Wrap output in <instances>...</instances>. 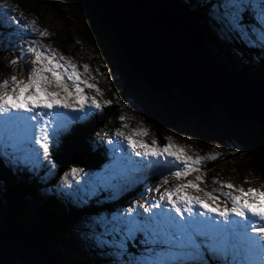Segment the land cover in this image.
Returning <instances> with one entry per match:
<instances>
[{
    "label": "snow or ice",
    "instance_id": "1",
    "mask_svg": "<svg viewBox=\"0 0 264 264\" xmlns=\"http://www.w3.org/2000/svg\"><path fill=\"white\" fill-rule=\"evenodd\" d=\"M7 7L0 17V30L7 33L23 28L11 15L16 9ZM210 7L213 23L223 33L264 48V0H214ZM27 28L40 37L48 35L34 21H28ZM18 39L27 41V47L19 48L20 55L11 64L30 55L31 67L26 79L12 75L0 81V148L5 160L18 170L46 166L52 171L51 142L69 134L73 122L86 119L88 109H100L97 97L102 93L90 76H82L77 65L64 56L38 47L39 41L29 40L23 32ZM83 71L89 72L87 65ZM116 135L126 140L138 158L119 159L122 174L164 169L167 174L160 171L157 184L146 188L153 199L150 206L140 205L143 214L130 206L111 215L97 214L88 222L87 238L111 254V264H249L253 256L264 264V192L215 178L211 184L219 187L207 190L200 186L206 184L200 173L206 160L217 159L215 154L189 155L186 146L171 142L170 137L163 145L157 139L149 142L143 139L149 135L146 128L132 129L128 135L117 131ZM77 173L85 175L83 181ZM194 173V179H187ZM61 179L68 190L79 191L81 184L86 190L90 186L85 197L89 202L105 192L111 195L104 198L111 199L124 191V185L113 182L115 176L96 181L84 168H72ZM137 243L142 246L138 255L130 251Z\"/></svg>",
    "mask_w": 264,
    "mask_h": 264
},
{
    "label": "trees",
    "instance_id": "2",
    "mask_svg": "<svg viewBox=\"0 0 264 264\" xmlns=\"http://www.w3.org/2000/svg\"><path fill=\"white\" fill-rule=\"evenodd\" d=\"M13 1L16 2L22 10L29 13H38L40 16H43L46 12L44 8L49 5L52 6L53 4L51 0ZM154 1L158 2L160 6H167L166 2H169V0ZM196 3H199L201 6L197 11H195ZM173 4H176V1L172 2L171 6L168 8L176 13H184V16L191 22L190 24H192L194 21H199L200 18L204 19L203 12L211 8L212 0H188L187 4L182 6L183 11H180L177 6L174 8ZM61 7H65L77 15L80 13L82 16H85L86 14V11L83 10L75 0H62V5H58L55 15L63 25L68 23L67 18L70 16V13L69 11H61ZM2 15L3 12L0 10V17H2ZM86 18H88V15L85 19ZM70 27L69 25L68 29ZM99 29L97 27H90L85 38L91 45L96 46L106 62H108L106 58L113 55L111 60L115 64L112 68L119 71L121 76L120 80L123 82L125 89L132 92L134 91L139 95V103L145 110L151 128L155 130L156 127H158L159 119L167 121L169 127L180 121L182 118V111L190 106V102L184 96H179V98H177L173 93L169 96L152 93L150 89L141 83L136 72L130 71L134 78L123 73L117 61L113 60L114 53L110 48L112 45L106 42L104 36L105 32ZM201 29L204 34L208 31L204 28ZM22 32L18 28H16L15 31L7 33L4 30H0V37H2L1 40L3 41L2 47H4L5 44L11 43L17 36H20ZM23 35L26 34L23 33ZM62 36L66 37L63 34ZM66 38H68L67 40L70 42H74V40L70 38V35H67ZM228 38H232L233 43L227 45V50L224 49V51L228 54L229 50H232L238 55L235 62L230 59L233 66V69H231L233 73L237 75L238 78L259 77L261 74H264V48H261L259 45H246L233 36H229ZM55 40L59 41L61 38L58 37L57 39L55 38ZM61 43L71 44L63 40ZM1 56L2 54L0 53V59ZM256 62L261 64L260 69L253 66ZM1 69L2 66L0 62V74L2 73ZM256 69H259V71H255ZM104 91V94L98 98L101 102V108H103L104 111L96 109L97 112L75 124L71 132L64 135V139L61 140L59 147L55 146L50 148V156L55 164V171L52 175L42 178V182H40L39 177L36 176L39 174L38 172L41 166H37L34 171H28L24 168L18 170L5 160L2 148H0V229H10L20 225H25L28 228H34L39 225L45 226L49 233L47 247L50 253L57 256L63 264H68L64 260L68 255L65 249L71 246L74 247L71 245V241L73 242V238H75V234L78 231L87 233L88 222L94 219L97 214H111L116 210V207L123 205L126 207L132 206L133 200L141 194L144 188V185L126 188L119 200L114 199V197L105 199L104 196L111 195L110 192H105L98 198H92L91 202L86 201L82 203L79 197L73 196L72 193H57L53 189L58 185V181L59 183L61 182L60 179L64 172L70 171L72 168H84L85 174H89L88 177H91L90 173L95 171L102 172L104 170L103 166L107 165L109 159L113 158L114 152H112L113 149H111L112 144L108 145V141H114L113 135H115L117 131L125 132L126 129L122 127L119 121L120 112L118 107L120 99L115 95L119 93L116 84L112 87L107 86L104 88ZM119 95L121 94L119 93ZM104 101H110V103L105 104ZM256 129L258 131L251 130L249 131V135H245L246 141L242 138L246 146L241 150L240 155H242L241 158L249 157L250 160H253V163L257 162V164H259L258 162L262 160L264 156V129ZM74 134L76 135L74 136ZM81 137L88 140L90 144L87 157L82 163L72 164L64 168V165L68 163V161L65 162V154L69 143ZM45 171H43L42 174H45ZM158 178L159 177L156 179ZM59 186L60 185H58V187ZM45 188L46 190L52 189L53 193L51 197H42L41 190ZM97 199L99 202H97ZM29 202L36 205L39 216L34 217L35 215L31 214ZM88 247L90 248L89 250H92L90 254L85 257L87 260L85 264H111L112 257L110 253L102 252L97 247H91V245ZM77 250L73 249V253L77 252ZM130 251L138 255L142 251V246L137 243L130 248ZM94 252L99 253L98 258L95 257Z\"/></svg>",
    "mask_w": 264,
    "mask_h": 264
},
{
    "label": "rangeland",
    "instance_id": "3",
    "mask_svg": "<svg viewBox=\"0 0 264 264\" xmlns=\"http://www.w3.org/2000/svg\"><path fill=\"white\" fill-rule=\"evenodd\" d=\"M53 2L52 6H47L44 8L46 11L43 16H40L38 13H29L27 11L22 10L16 2L13 0H0V10L3 12L2 17L4 16V13L8 11L7 6H11L12 8H15L16 11L14 13H11V15L16 16L19 19V25L23 26V28L17 27L21 32L23 31L25 36L29 37V40L31 38H35L39 41L38 47L46 48L49 51H54L57 55H62L66 58V60L70 61L73 64H76L78 67V71L81 72L82 76L85 77H91L90 82L96 83L97 86L100 88L102 95L104 94V88L112 87L116 84V87L118 88L119 93L115 94L116 97H119L120 103H119V112L120 117L123 116L125 119L122 122L121 119L119 120L122 124V127L126 129L124 133L125 135L130 134V131L132 129H141L146 128L149 131V135L146 137H143V139L147 141H151L152 139H157L158 143L160 145H163L167 141L165 140L166 137L171 138V142L176 143L178 145L186 146L188 149L189 155H200L207 157L209 155L215 154L217 159L214 161H205V166L203 169V172L200 173L204 176L206 184L200 185L202 188L207 187V190H211L213 187H219V185H212L211 180L215 178L217 181L220 182H229L233 185H239L243 189H256L260 192H264V156L262 160H260L257 164V162L253 163V160H250L249 157L241 158L242 155H240L241 150L246 146L245 144V135L243 134V130L240 126L235 125L233 123H225L220 115H215L218 120H212L207 118L199 117L195 111L192 109H185L181 113V119L180 121L176 122L173 126L167 124V121L164 119H159L158 127H156L155 130L151 128L150 123L147 120L145 110L139 103V95L135 93L134 91H130L128 89H125V86L123 82L120 80V74L119 71L116 70L114 67L113 61L111 60L113 55H110V57H107L106 59L108 62H106L105 58L102 57L103 55L97 50L96 46L91 45L87 39L85 38V35L88 34V30L90 27H94V20H92L89 16L85 19L87 14L85 16L78 14H75L73 11H69L65 7H61V11L70 13V16L67 18L68 23H65L64 25L62 22H60L55 15V11L57 10L58 5H62V0H51ZM146 2H156L154 0H145ZM176 4H173L174 8L175 6L178 7L180 11H183L182 6L187 4L186 0H169V2H166L167 6L171 5L172 2H175ZM214 0H212V3ZM157 3V2H156ZM202 3V2H201ZM164 6V5H163ZM166 6V7H167ZM181 7V8H180ZM199 8H201L199 3H196L195 11H197ZM194 11V10H193ZM194 11V12H195ZM204 19H201L197 21V25L199 28L207 29L209 33L203 34V37L207 42V46L209 48V45H211V51L216 57L224 58L222 59L225 63H229L230 59L232 61L236 60L237 55L231 54V51L224 56L218 49L214 51L213 49L220 47L221 50L224 49L225 46H227L230 42V38L228 34L221 33V29L213 23L210 24L207 21H213L211 16V8L209 10L206 9V11L203 12ZM81 17V18H80ZM83 17V18H82ZM89 19V20H88ZM196 19V18H194ZM28 21H34L35 25L38 29L46 31L48 33L45 37H40L38 33H33L30 28H27ZM71 26L68 29L69 25ZM197 26V27H198ZM26 29V30H25ZM67 37V35H70V38L74 40V42H70L67 40L68 38L62 36V34ZM17 36L16 39H14L11 43L5 44L4 47H2L3 41L1 40L2 37H0V46L1 50L0 53L1 56V66H2V73L0 74V81L4 79L10 78L12 75H16L18 79H26L28 75V69L31 67L30 61L32 57L29 55L26 60L21 59L19 62L15 65L11 64V61L14 59H18L19 57V48L20 47H27V41L18 39ZM58 37L61 38V40H55ZM231 37V36H230ZM54 38V39H53ZM214 39H217L219 41H223V43H216ZM63 41H68L69 44L61 43ZM228 40V42H226ZM215 47V48H213ZM259 47V46H258ZM221 54H220V53ZM222 55V56H221ZM114 60V59H113ZM227 60V61H226ZM120 63V62H119ZM255 64V63H254ZM87 65L89 72L85 73L83 71V66ZM229 65V64H228ZM256 65V66H255ZM253 65L254 67H258L260 69V63L256 62V64ZM230 66V65H229ZM236 67L238 68V65L236 64ZM259 69H256L255 71H259ZM247 78V77H246ZM256 79L264 80V74H261L259 77H254ZM87 91V90H86ZM90 95H95L94 92L89 93ZM101 97V96H99ZM97 97V99L99 98ZM177 97V96H176ZM101 103V102H100ZM110 106V105H107ZM101 111H104L103 108H100ZM97 112L96 109H88V113L94 114ZM88 115V116H89ZM221 119V120H219ZM84 120V119H83ZM82 120H77L73 122V124L79 123ZM169 122V121H168ZM72 124V126H73ZM127 124V127H124L123 125ZM72 126L70 128V132L72 130ZM252 128H255L258 125L253 124ZM259 128V127H258ZM160 129V130H157ZM258 131V130H257ZM114 136V143H112V149H113V158L109 159L108 164L103 166L104 170L101 172L95 171L90 173L93 180L98 181L99 178H105L108 179L109 177L115 176L117 179L113 181L114 183H119L124 185V191L121 192L118 197H116V200H119L121 198L122 193L125 192L126 188L129 187H137L144 185V188L141 192V194L133 200L132 207H135L137 211H139L141 214H143V209L140 207V205H146L148 204L150 206V201L153 199V194L151 192L146 191L147 187H154L158 179L161 178L160 171H164L165 174H167V170H149L147 172L139 171V172H132L128 174H122L120 168L118 167V160L122 159L126 156H131L134 160L138 159L134 157V154L132 153V150L128 148L126 140L122 136H117L116 134ZM242 138H244L245 141H242ZM64 139V136L60 140H56L54 142H51V147H59L61 140ZM137 139H140L139 137ZM108 144V143H107ZM110 145V144H108ZM126 147L124 150L125 152L119 154V152ZM3 151V149H2ZM115 156V157H114ZM259 165V166H258ZM256 166V167H253ZM42 167V168H41ZM39 169V174L36 176L39 177V181L42 182V178H46L55 171V167L52 171L47 170L46 166H41ZM46 171H45V170ZM45 171V174H42V172ZM68 172V171H66ZM196 173L193 175L187 177V179H194ZM78 178L83 181L85 178L84 174L77 173ZM89 176V174H87ZM159 177L158 179H156ZM61 184L58 181V187L55 186L53 188L57 193H64L69 194L72 193L73 196L79 197V200L83 202H88V199H85V197L88 195L89 189L86 190L85 186L81 184L80 190L76 191L75 188L72 190H68L66 186L63 184L62 179ZM157 180V181H155ZM69 182L75 184V181L69 177ZM152 182V183H150ZM175 183V181H172ZM133 184V185H131ZM138 187V188H139ZM223 191H229L228 189H223ZM53 191L52 189L41 190L42 197H51ZM236 194V193H233ZM30 203V202H29ZM30 210L31 214H34V217L39 216L38 208L35 204L30 203ZM128 207L126 206H119L116 207L112 213L125 210ZM111 213V214H112ZM111 214H103V215H111ZM81 227V226H80ZM71 245L74 247H68V249H65V252L68 254L66 258L64 259L66 263H78V264H85L87 261L85 257L90 254L88 247L91 245V247H95L94 244L90 239L87 238L86 233H81L78 231L75 234V238H73V242L71 241ZM85 247H84V246ZM73 249L77 250V252L73 253ZM95 253V252H94ZM95 257H99V253H95ZM249 264H261V258L258 256H253Z\"/></svg>",
    "mask_w": 264,
    "mask_h": 264
},
{
    "label": "water",
    "instance_id": "4",
    "mask_svg": "<svg viewBox=\"0 0 264 264\" xmlns=\"http://www.w3.org/2000/svg\"><path fill=\"white\" fill-rule=\"evenodd\" d=\"M75 1L107 34L103 32L122 72L131 77L130 71L136 72L152 93L184 96L190 102L185 109L212 120L220 115L225 123L240 126L244 135L255 129L253 124L264 129V80L237 78L231 62L229 66L208 48L212 42L195 21L190 25L181 14L144 0ZM144 3L156 10L147 13ZM89 148L85 138L71 143L64 168L82 163ZM48 239L43 225L0 229V264H63L50 253Z\"/></svg>",
    "mask_w": 264,
    "mask_h": 264
},
{
    "label": "bare ground",
    "instance_id": "5",
    "mask_svg": "<svg viewBox=\"0 0 264 264\" xmlns=\"http://www.w3.org/2000/svg\"><path fill=\"white\" fill-rule=\"evenodd\" d=\"M145 1V0H144ZM146 2V1H145ZM148 2V1H147ZM156 3V2H155ZM161 3V2H160ZM154 6H156V7H160L158 4H155ZM168 7V6H167ZM156 9H154L153 8V6L152 5H146L145 3H144V11H146L147 13H150L151 11L153 12V11H155ZM176 13V12H175ZM179 14H181L182 16H180L181 18H185L186 20H187V22H189L188 21V19L184 16V13L182 14V13H179ZM175 15V17H177V18H179V16L177 15V14H174ZM147 22V21H146ZM191 22H189L188 24H190ZM190 25H192V24H190ZM195 27V26H194ZM196 28V27H195ZM197 29V28H196ZM206 38V37H205ZM238 78V77H237Z\"/></svg>",
    "mask_w": 264,
    "mask_h": 264
}]
</instances>
